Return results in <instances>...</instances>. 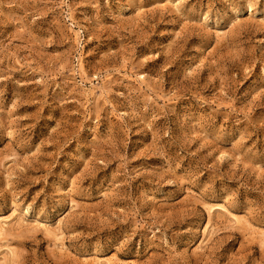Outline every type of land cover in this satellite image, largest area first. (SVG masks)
<instances>
[{"label": "rangeland", "instance_id": "1", "mask_svg": "<svg viewBox=\"0 0 264 264\" xmlns=\"http://www.w3.org/2000/svg\"><path fill=\"white\" fill-rule=\"evenodd\" d=\"M0 264H264V0H0Z\"/></svg>", "mask_w": 264, "mask_h": 264}]
</instances>
